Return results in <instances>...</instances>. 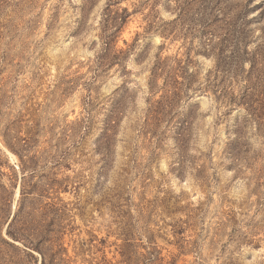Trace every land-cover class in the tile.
Returning <instances> with one entry per match:
<instances>
[{
	"label": "rangeland",
	"instance_id": "374dc122",
	"mask_svg": "<svg viewBox=\"0 0 264 264\" xmlns=\"http://www.w3.org/2000/svg\"><path fill=\"white\" fill-rule=\"evenodd\" d=\"M0 264H264V0H0Z\"/></svg>",
	"mask_w": 264,
	"mask_h": 264
},
{
	"label": "trees",
	"instance_id": "16d2710c",
	"mask_svg": "<svg viewBox=\"0 0 264 264\" xmlns=\"http://www.w3.org/2000/svg\"><path fill=\"white\" fill-rule=\"evenodd\" d=\"M261 116H262V113H256L257 118H261Z\"/></svg>",
	"mask_w": 264,
	"mask_h": 264
}]
</instances>
